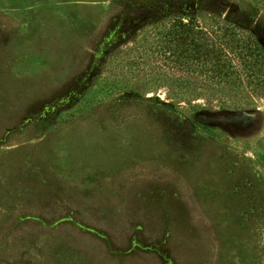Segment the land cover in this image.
<instances>
[{"label": "rangeland", "instance_id": "obj_1", "mask_svg": "<svg viewBox=\"0 0 264 264\" xmlns=\"http://www.w3.org/2000/svg\"><path fill=\"white\" fill-rule=\"evenodd\" d=\"M191 17L236 87L173 62ZM247 47L264 0H0V264H264Z\"/></svg>", "mask_w": 264, "mask_h": 264}, {"label": "trees", "instance_id": "obj_2", "mask_svg": "<svg viewBox=\"0 0 264 264\" xmlns=\"http://www.w3.org/2000/svg\"><path fill=\"white\" fill-rule=\"evenodd\" d=\"M169 35L172 38L170 54L173 62L182 64L190 72L208 73L231 87L239 84L240 73L235 68L231 56L220 44L213 42L192 17L187 22L182 18L175 20ZM247 49L248 51L241 50L240 54L247 61L244 71L248 85L255 92L264 94V52L260 50L249 52L248 47Z\"/></svg>", "mask_w": 264, "mask_h": 264}]
</instances>
